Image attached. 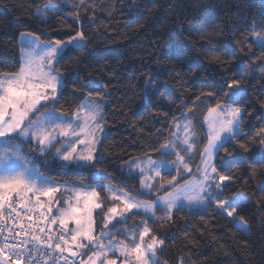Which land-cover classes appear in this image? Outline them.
<instances>
[{"label":"trees","instance_id":"obj_1","mask_svg":"<svg viewBox=\"0 0 264 264\" xmlns=\"http://www.w3.org/2000/svg\"><path fill=\"white\" fill-rule=\"evenodd\" d=\"M46 2L0 0V71L18 67L20 33L58 39L83 28L88 48L60 66L67 79L64 99L70 115L74 86L75 96H83L89 81L109 85L107 129L99 148L106 162L99 168L107 170L105 182L113 188L143 199L137 195L139 182L120 174L122 166L159 147L173 116L187 113L199 128L212 100L201 93L219 91L226 80H242L244 107L250 113L244 128L252 132L249 151L237 146L227 163L219 164L235 179L225 196L246 197L239 214L249 232L237 230L214 207L185 208L174 212L172 221H149V226L164 240L159 264H180L181 258L183 264H264V151L255 136L264 127V52L253 43L257 37L252 31L254 27L264 36V0H93L87 5L51 0L64 9L63 16L46 15ZM28 150L38 156L32 146ZM37 163L59 184L89 183L87 170L61 168L50 158ZM101 195L105 208L113 203L107 193ZM141 219L135 217L125 227L139 230ZM102 221L103 215L95 216L97 234Z\"/></svg>","mask_w":264,"mask_h":264},{"label":"snow or ice","instance_id":"obj_2","mask_svg":"<svg viewBox=\"0 0 264 264\" xmlns=\"http://www.w3.org/2000/svg\"><path fill=\"white\" fill-rule=\"evenodd\" d=\"M91 2L80 0L81 5ZM43 10L65 15L51 0ZM252 31L257 37L253 43L264 52V36L254 27ZM87 48L83 28L58 39L22 32L18 67L0 71V264H159L164 240L153 233L149 221L163 225L173 220L174 212L193 206L205 211L214 206L218 215L247 234L239 214L247 206L246 197L225 196L235 179L219 164L227 163L237 146L249 151L252 132L244 128L250 113L244 107L242 80H226L227 90L222 85L219 91L202 92L212 100L199 128L187 113L171 117L163 143L128 164L127 178L139 182V199L111 187L105 182L107 170L99 168L106 162L99 154L103 145L98 134H106L109 85L89 81L83 96H75L74 86V107L70 115L67 111V79L60 66ZM255 136L264 151V127ZM48 158L61 168L89 171V183H57L37 163ZM63 192L68 195L60 199L56 194ZM102 193L113 202L106 208ZM96 215H103L98 234ZM135 217L142 218L140 229L125 227Z\"/></svg>","mask_w":264,"mask_h":264},{"label":"rangeland","instance_id":"obj_3","mask_svg":"<svg viewBox=\"0 0 264 264\" xmlns=\"http://www.w3.org/2000/svg\"><path fill=\"white\" fill-rule=\"evenodd\" d=\"M98 135H99L100 139H102L103 136H104V134H98ZM154 156H159V155H154ZM134 161H135V159H132L129 163H133ZM129 163H127V164H125V165L122 166V168H121V172H120V174H121L122 176H128V164H129ZM61 185H64V184H61ZM139 189H140V185H139ZM139 189H138V191H139ZM56 195H57L60 199H64V198L67 197L68 193L63 192V193H58V194H56ZM235 196H237V195H235ZM136 198H139V197H136ZM229 198H231V197H229ZM43 199H47V198H43ZM139 199H142V198H139ZM213 207H214V206H213ZM192 208H197L198 210H202V207L198 208V207L193 206ZM214 208H215V207H214ZM54 211H55V208H54ZM228 219H230V218H228Z\"/></svg>","mask_w":264,"mask_h":264}]
</instances>
